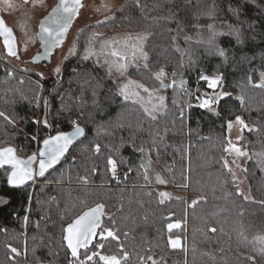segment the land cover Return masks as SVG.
Segmentation results:
<instances>
[{"label":"trees","instance_id":"16d2710c","mask_svg":"<svg viewBox=\"0 0 264 264\" xmlns=\"http://www.w3.org/2000/svg\"><path fill=\"white\" fill-rule=\"evenodd\" d=\"M209 25L225 33L215 42L227 59L209 50ZM126 30L147 37V61L128 59L127 77L150 92L168 85L155 119L123 99L94 45L100 31ZM78 39L56 78L19 68L0 51V149L13 147L27 159L54 134L77 124L85 131L57 167L28 185L13 187L12 168L0 169V264H104L99 255L121 264L153 257L154 264H264L254 245L264 236V0H131ZM161 71L168 75L157 80ZM201 75L222 77L230 94L212 109L200 107L211 92ZM237 117L251 155L245 176L253 201L226 166ZM146 152L179 196L161 199L142 164ZM110 159L120 176H112ZM98 205L97 235L73 257L67 228ZM108 230L115 238L101 239ZM175 239L181 247H171Z\"/></svg>","mask_w":264,"mask_h":264},{"label":"rangeland","instance_id":"374dc122","mask_svg":"<svg viewBox=\"0 0 264 264\" xmlns=\"http://www.w3.org/2000/svg\"><path fill=\"white\" fill-rule=\"evenodd\" d=\"M131 0H85L84 7L80 10L79 16L77 20L74 22L71 30L69 31L67 37L62 41L59 47L52 49V51L45 55V48H41V45L36 38V36H29L28 26L30 22V16L33 17V13L35 14V22L32 24V27H36L39 24V21L42 17H44L47 12L52 8L54 4V0H34L29 5H26L32 12L25 11L24 17H19L17 14H8L4 15L7 23L14 25V30L16 32L17 41H18V54L22 61H17L16 58H13L4 53L1 39H0V51L2 56L10 63L15 64L19 68H22L27 71H32L34 73L39 74L42 78H56L59 73L56 72V69L59 67L60 71L66 61L72 58L77 50H78V32L84 29L87 26L95 25L98 23L106 22L115 17V12L124 4ZM17 4V3H16ZM25 9L26 7H21ZM17 6H14L13 11H17ZM19 17V18H18ZM29 20V21H28ZM140 37L141 39H136ZM146 35L143 32H133V31H112L108 35L103 32H99L95 35L94 45L96 46L98 52L104 54L105 58H108V61L111 65L112 69V77L115 80H119L121 86L129 84V81H134L136 84L141 85V83L132 80L127 77L126 71L123 75L120 72L116 71V65L127 63L129 64V60L133 62H142L144 61V50H145V39ZM94 46V47H95ZM113 51L119 53V55H113ZM40 56H45L46 62H41L38 58ZM126 56L127 61L121 59V57ZM35 59V62H30L29 59ZM129 59V60H128ZM29 61V62H28ZM209 82V81H208ZM221 82V81H220ZM211 92L206 93L208 98H213L220 102L222 99L228 97L229 92H225L221 89L220 83L216 88H210ZM120 91V89H119ZM130 92H138L139 96H133L129 100L139 101L144 109L148 108L152 113L151 116L156 115L159 111L164 108L165 102L162 100H158L159 97H164L166 92V88L163 87L159 90L155 91H144L143 88H137L135 85H131L129 88ZM146 92L147 94H145ZM226 93V95H222ZM154 97V98H153ZM158 101H157V100ZM203 101V100H202ZM200 102V105L202 103ZM217 102V103H218ZM217 103H214L216 105ZM212 107L210 109H212ZM148 113V112H147ZM37 122L38 119L34 118ZM244 130L242 129V125L240 123H234L231 126L229 131L230 145H229V156L226 159V166L232 171L236 182L238 183L240 192L244 195V197L253 201L254 198L251 194L249 182L245 176V170L247 167V163L251 157L244 141L243 135ZM240 149L241 152L246 153V155H239L235 149ZM113 160V159H112ZM115 161V160H114ZM116 162V161H115ZM143 167L147 174V179L151 185H156L157 188H160L161 199L166 200L171 197L179 196L173 188L167 186V182L163 176V173L157 167L154 160L149 156L148 152L143 153ZM119 169H122L116 163V173L113 175L112 166L111 173L112 176H117ZM165 181L164 183H160L157 178ZM167 195H162V194ZM175 225V224H172ZM104 236L108 238L107 231L103 232ZM101 237V235H100ZM179 241V245L174 248L181 247L182 241L181 239H175L170 241L171 247H173L172 242ZM100 256V255H99ZM157 261L156 258H151L147 262H142L141 264H154ZM68 264H73L72 262Z\"/></svg>","mask_w":264,"mask_h":264},{"label":"snow or ice","instance_id":"6c2138e0","mask_svg":"<svg viewBox=\"0 0 264 264\" xmlns=\"http://www.w3.org/2000/svg\"><path fill=\"white\" fill-rule=\"evenodd\" d=\"M7 2V0H6ZM11 7V5H9ZM83 7V4L81 0H60V3L52 10V12L49 14L48 17H46L43 21L40 23V37L45 43V55H48L52 49L59 47L62 43V41L65 38V35L71 26L74 18H76L79 14L80 8ZM210 29H213L212 25L208 26ZM232 26L229 25V28ZM234 34L237 37V42H240V33L239 30H233ZM225 33L216 32L214 29L212 31V37L206 41L207 45L209 46V50L213 51L214 54L219 55L221 57H224L227 59L226 52L223 48H221L218 44L215 42V38L221 35H224ZM233 34V33H229ZM0 35L4 36V42L6 45H8V52L10 55L15 56L16 50L14 46V37L12 30L8 27H6L5 22L3 19H0ZM147 37H144L143 39H146ZM136 39H141L140 37H137ZM10 41H13V43H10ZM113 55H119V53L113 51ZM85 59L88 58V55L86 54ZM122 60L127 61V57L123 56L121 57ZM145 61H147V57H144ZM145 68L148 67L147 62H145ZM128 64L122 63L116 65V71L120 72L121 75L124 74V72L127 70ZM56 72H60V68L58 67L56 69ZM109 74H111V68L109 69ZM168 74L164 73L163 71L157 73L156 79L161 80L162 77H166ZM173 77L175 76V73L172 74ZM200 79H203L205 81H209V87L210 88H216L217 85L222 80V77L215 76V77H209L207 75H201ZM183 83V82H182ZM173 84H175V80H173ZM131 85H135L137 88H143V85L136 84L134 81H129V84L123 85L120 87L119 94L123 97L125 101L129 100L131 97L139 96L138 92H130L129 88ZM164 87H167L168 85H163ZM261 87H264V82L259 85ZM144 91H148V89L144 88ZM226 95V93L222 94ZM159 99L162 101L164 98L159 97ZM134 102H139L134 101ZM218 101L213 98L204 99L200 105L202 108H211L214 103H217ZM145 112H148L149 115H152V113L149 111L148 108H145ZM0 116H4V113L0 112ZM153 119L155 117L153 116ZM237 121L243 125V120H241L239 117H237ZM45 124H47V121H44ZM229 127H231V124H229ZM246 127V125H245ZM84 135V129L81 128L78 124L76 125L74 131L71 133H64L60 132L55 136H51L48 139H45L43 141V149L40 151L39 155L42 157V159L39 160V175L44 176L47 169L53 167L55 164H57L61 157L68 151L69 147L72 145V143L78 138ZM142 150V149H141ZM96 151L99 152V146H96ZM235 151L239 155H246V153H243L240 151V149H235ZM37 157L35 155L29 157L27 160L20 159L16 156L15 150L13 148H4L0 149V167H2L5 164L11 165L13 171L11 173V177L9 178V183L12 185H23L28 180H32L34 178V170L32 168L33 163L36 162ZM109 164L112 166V172L113 175L116 173V162L114 160H109ZM160 183H164L165 181L161 180L159 177L157 178ZM162 195H167L162 194ZM103 206L98 205L96 208L91 209L88 212H85L82 216H80L73 224L69 225L67 228L68 235L65 237V239L68 242V247L71 249V254L73 257L78 258L79 249L81 247H87L88 243L91 241V239L96 235V229L100 226V216L102 215ZM179 224L172 225L170 224L168 227L169 229L173 227H179ZM215 231V229H213ZM108 237H113L114 233L111 230L107 231ZM104 233H101V239H105ZM173 247H177L179 245V241H173L172 242ZM255 250L258 254L261 256H264V236L256 237L254 240ZM98 247L103 248L104 245L101 243L98 245ZM13 252H16V249H12ZM98 253L93 252L91 256H88L87 259L90 261L93 259L94 256H97ZM126 258V255H125ZM99 259L104 262V264H121L120 259H118L116 256H104L100 255Z\"/></svg>","mask_w":264,"mask_h":264},{"label":"flooded vegetation","instance_id":"af4514ba","mask_svg":"<svg viewBox=\"0 0 264 264\" xmlns=\"http://www.w3.org/2000/svg\"><path fill=\"white\" fill-rule=\"evenodd\" d=\"M32 1H34V0H7V2H6V0H0V19H3V21L5 22V25H6V27H8V28H10L11 30H12V33H13V37H14V46H15V50H16V55L15 56H13V55H10L11 57H13V58H16V60L17 61H22L21 60V58H20V56H19V54H18V50L17 49H19V46H18V41H17V36H16V32H15V30H14V25H12V24H9V23H7V21H6V19H5V17H4V15H10V14H17V15H19V17H24L25 15V11H29L31 14H32V12H31V10L26 6V5H29ZM81 2H82V4H83V7H84V2H85V0H81ZM17 3V4H16ZM60 3V0H54V4H53V6H52V8L47 12V14L44 16V17H42L41 19H40V21H39V24L37 25V27H36V30H35V27H32V24L35 22V18L36 17H34L35 16V14L33 13V17L32 16H30V24H29V26L27 27L28 28V30H29V36H36V38L38 39V41H39V43H40V45H41V48H45V43H44V41L41 39V37H40V23H41V21H43L46 17H48L49 16V14L52 12V10L58 5ZM9 5H11V7L9 6ZM14 6H17V8H19V9H17V11H13V9H14ZM26 7L25 9H23V8H21V7ZM82 7V8H83ZM82 8H80V10L82 9ZM80 10H79V12H80ZM78 16H79V14H78ZM78 16L76 17V18H74V20H73V22H72V24H71V26L69 27V29H68V31H67V33H66V35H65V38L67 37V35H68V33H69V31L71 30V28H72V26H73V24H74V22L77 20V18H78ZM18 17V18H19ZM29 21V20H28ZM64 38V39H65ZM0 39H1V44H2V47H3V50H4V53L6 54V55H9V52H8V45H6L5 44V42H4V36L3 35H0ZM10 43H13V41H10ZM39 60H42L41 62H46V59H45V56H40L39 58H38ZM29 61L30 62H35V59H33V58H31V59H29ZM28 61V62H29Z\"/></svg>","mask_w":264,"mask_h":264},{"label":"water","instance_id":"95a60500","mask_svg":"<svg viewBox=\"0 0 264 264\" xmlns=\"http://www.w3.org/2000/svg\"><path fill=\"white\" fill-rule=\"evenodd\" d=\"M81 128H82V127H81ZM74 129H75V128H74ZM74 129H72L71 131L64 132V133H71L72 131H74ZM57 134H58V133H57ZM57 134H54V135H52V136H55V135H57ZM84 135H85V131H84ZM84 135L81 136V137H78V138L72 143V145L69 147L68 151H67V152L61 157L60 161H59L57 164H55L53 167L47 169V171L45 172L44 176H45L46 174H48L51 170H53L55 167H57V166L59 165V163H60V162L65 158V156L68 154L70 148H71L72 146H74L78 141H80L81 139H83ZM50 137H51V136H50ZM47 139H48V138H47ZM43 147H44V145H43V143H42L41 148H40V151L43 149ZM7 148H13V147H7ZM3 149H4V148H3ZM13 149L15 150V148H13ZM40 151H39V153H40ZM39 153H38L37 155H35V156L37 157V159H36V162L33 163V165H32V168H33V170H34V178H33L32 180H28V181H27L26 183H24L23 185L16 186V185H12V184H11L13 187H22V186H25V185H28V184L34 182V181L37 180V179H41V178L44 177V176H40V175H39V160L42 159V157H40ZM15 154H16V156H17L18 158H20V159H24V158H21V157L18 156L16 150H15ZM27 159H28V158H27ZM27 159H24V160H27ZM4 167L12 168L11 165L5 164V165H3L2 167H0V169H1V168H4ZM12 171H13V169H12ZM12 171H11V173H12ZM10 177H11V174H10ZM10 177H9V178H10ZM100 223H101V216H100ZM72 224H73V223H72ZM98 228H99V227H98ZM98 228L96 229V235H97ZM67 235H68V233L66 234V236H67ZM96 235L91 239V241L88 243V245H89L90 243H92V241L94 240V238L96 237ZM88 245H87V246H88ZM81 248H84V247H81ZM81 248H80V249H81Z\"/></svg>","mask_w":264,"mask_h":264},{"label":"built area","instance_id":"2783aa9c","mask_svg":"<svg viewBox=\"0 0 264 264\" xmlns=\"http://www.w3.org/2000/svg\"><path fill=\"white\" fill-rule=\"evenodd\" d=\"M123 173V169H119L117 176H120Z\"/></svg>","mask_w":264,"mask_h":264},{"label":"crops","instance_id":"0c3cea01","mask_svg":"<svg viewBox=\"0 0 264 264\" xmlns=\"http://www.w3.org/2000/svg\"><path fill=\"white\" fill-rule=\"evenodd\" d=\"M182 246V245H181Z\"/></svg>","mask_w":264,"mask_h":264}]
</instances>
